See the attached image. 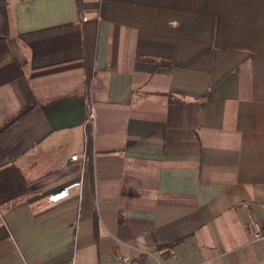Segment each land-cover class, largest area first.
Listing matches in <instances>:
<instances>
[{
    "label": "crops",
    "instance_id": "crops-1",
    "mask_svg": "<svg viewBox=\"0 0 264 264\" xmlns=\"http://www.w3.org/2000/svg\"><path fill=\"white\" fill-rule=\"evenodd\" d=\"M72 259L264 264V0H0V264Z\"/></svg>",
    "mask_w": 264,
    "mask_h": 264
},
{
    "label": "built area",
    "instance_id": "built-area-1",
    "mask_svg": "<svg viewBox=\"0 0 264 264\" xmlns=\"http://www.w3.org/2000/svg\"><path fill=\"white\" fill-rule=\"evenodd\" d=\"M94 112H91L90 113V116L88 117L87 119V123H89L93 118H94ZM89 138H88V135L86 134V138H85V145H84V148L76 153V154H73L72 155V159H79V158H83L85 160L86 158V151H87V147L89 145ZM82 185V181H77V182H74L72 184H69L67 186H65L64 188L60 189V190H57L51 194L48 195V199L50 201H58V200H61L67 196H70L72 194H74L75 192V189L76 188H79L81 187ZM255 234H256V237H261L262 234H263V228H262V225L260 224V222H256L255 223ZM123 262H126V263H130L131 262V259L129 257H124L123 258ZM67 264H76L75 260H70Z\"/></svg>",
    "mask_w": 264,
    "mask_h": 264
},
{
    "label": "rangeland",
    "instance_id": "rangeland-1",
    "mask_svg": "<svg viewBox=\"0 0 264 264\" xmlns=\"http://www.w3.org/2000/svg\"><path fill=\"white\" fill-rule=\"evenodd\" d=\"M86 134L88 135L89 141H91L92 140L91 129L90 130L88 129ZM85 138H86V136H85ZM122 261H123V259H122Z\"/></svg>",
    "mask_w": 264,
    "mask_h": 264
},
{
    "label": "trees",
    "instance_id": "trees-1",
    "mask_svg": "<svg viewBox=\"0 0 264 264\" xmlns=\"http://www.w3.org/2000/svg\"><path fill=\"white\" fill-rule=\"evenodd\" d=\"M171 246H173V244H171V245H168L167 247H171Z\"/></svg>",
    "mask_w": 264,
    "mask_h": 264
}]
</instances>
